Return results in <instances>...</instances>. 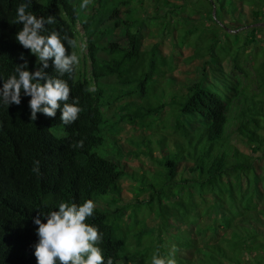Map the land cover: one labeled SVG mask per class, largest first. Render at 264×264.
<instances>
[{
	"label": "trees",
	"instance_id": "16d2710c",
	"mask_svg": "<svg viewBox=\"0 0 264 264\" xmlns=\"http://www.w3.org/2000/svg\"><path fill=\"white\" fill-rule=\"evenodd\" d=\"M75 1L32 0L29 10L55 17L47 31L77 41L80 23L86 35L90 77L78 66L71 79L63 77L69 100L78 97L83 109L77 120L65 125L57 110L55 117L37 113L30 121V97L23 95L19 105H0V264H36L32 217L62 200L85 199L95 202L89 222L103 232L101 247L114 264H150L154 251L166 255L173 248L177 264H264V48L253 52V76L246 81L211 65L229 58L232 70L244 71L239 48L259 40L264 0H151L154 14L145 16L138 15L142 3L136 6L134 0H92L89 14ZM19 2L0 0L4 79L22 63L20 53L30 70L35 63L15 40L22 27L12 23ZM121 5H126L123 12ZM194 31L211 32L190 38ZM241 34L244 42L238 46ZM166 37L193 51L186 63L201 60L197 76L170 96L155 88L160 78L171 80L176 69V53L160 48ZM46 71L55 75L51 62ZM107 76L115 77L118 93L105 98L100 80ZM132 94L140 101L126 100L118 118L105 117V106ZM165 111L172 112L165 134L152 132L155 141H146L143 132L153 122L145 118ZM121 121L140 130L128 137L124 151L105 127ZM233 134L247 150L233 143ZM80 140L83 147H76ZM110 140L117 145L115 157L106 154ZM125 155L145 161L125 166ZM34 160L40 162V175L31 171ZM124 197L128 203H122Z\"/></svg>",
	"mask_w": 264,
	"mask_h": 264
},
{
	"label": "clouds",
	"instance_id": "9594fccd",
	"mask_svg": "<svg viewBox=\"0 0 264 264\" xmlns=\"http://www.w3.org/2000/svg\"><path fill=\"white\" fill-rule=\"evenodd\" d=\"M89 2L81 0L80 9L86 8ZM31 4L32 0H20L12 23L22 25L15 33V40L35 56V63L30 70L22 52L19 55L22 63H16L13 73L7 79L0 76V105H19L21 96H27L30 97V121L37 119V113L55 117L59 110L60 121L65 125L71 124L83 109L78 97L73 96L69 100L70 86L63 77L67 74L71 79L80 63L76 52L66 49V45L75 48L77 41L61 35L56 29L47 31L45 25L54 24L55 17L36 15L29 10ZM50 62L55 75L46 71ZM75 146L83 147V141H77ZM31 171L40 175L38 160L33 161ZM95 207L92 199L79 204L62 200L47 213L38 211L32 217L37 236L33 245L36 264H114L111 256L105 257L101 247L103 232L89 222ZM150 264H177L174 248L166 255H161L157 249L151 255Z\"/></svg>",
	"mask_w": 264,
	"mask_h": 264
},
{
	"label": "rangeland",
	"instance_id": "374dc122",
	"mask_svg": "<svg viewBox=\"0 0 264 264\" xmlns=\"http://www.w3.org/2000/svg\"><path fill=\"white\" fill-rule=\"evenodd\" d=\"M78 8L80 9L79 5L81 3V0H76L75 1ZM142 3V6L139 8V16H145L146 14H154L155 11V7H154V3L151 0H134V4L136 6H140ZM121 11L123 12L126 9V5H121L120 7ZM80 11L83 14H89L92 11H94V7H93V3L92 0H90L89 4L87 5L86 8L84 9H80ZM199 19L196 20V22H198ZM199 21H203L204 20H199ZM210 23H208L207 21L205 22L204 27H207L208 29L211 27L209 25ZM77 28H78V39H77V46L73 49L74 52H76V54L80 57V63L78 65V68L83 71L85 70L90 77V63L87 57V48H86V35L80 25L77 24ZM155 26H153V31H155ZM146 31V30H145ZM182 32V31H181ZM211 31H194L193 34H189L188 36L190 38H196L195 36L197 35H207L208 33H210ZM178 33H180V31H178ZM256 37L259 38L258 41H256L253 44L250 45H244V48H239V66L242 65V68L244 69V71L240 70L239 68H234L232 70V62L230 61V59L228 58L227 60L224 61V65H216L215 63H212L211 65H213L215 68H221L224 69L225 72L228 74V76L231 79H239L241 81H246L248 79V77H252V69H251V64L253 63L252 60V56H253V52H261L262 48H264V30H260L256 33ZM154 37L150 34L149 36L147 35V40H152ZM244 36L241 34L237 37V41H236V45H242L244 42ZM243 46V45H242ZM160 48L166 52V54L171 55L173 52L176 53V56L173 58L174 59V63L176 65V69L174 70V73L169 74L170 77H172L171 80L166 81L165 77L160 78L159 82H155V88L157 89L158 93H161L163 95L166 96H170V93L172 91L175 90H179L180 87H182L184 84L188 83L192 78L196 77L198 72H197V64H199L201 62L200 59H194L192 61H189L190 63H186L184 60L187 59V57H189L192 54V50L190 48L187 47H182L179 48L178 44H172L171 40L169 38H164L162 40V42L160 43ZM211 58V57H210ZM245 73H247L248 75H245ZM102 85L104 84L103 87H105V98H107V96H109L108 94H115L118 93L116 92V80L114 76H107L104 77L102 80ZM157 92L154 91V94L151 96V99L153 102L157 101ZM126 100H130V101H135V102H139V95L138 94H132L130 96L127 97H123L120 98L118 101L113 102L111 104H108L107 106H105L103 108V112L104 115L107 119L112 120L114 118H118L119 115V110L118 107L120 104H122L124 101ZM150 100L148 101V105H150ZM172 112H168L165 111L162 113L161 116H157V115H149L148 117L145 118V122H153L151 123V127L146 129L143 133H144V138L146 141L149 142H153L155 141V136L154 135H150L152 132L156 133L157 131L160 132L161 134H165L166 132V124H167V120H171L172 115H170ZM111 123H113L111 121ZM112 134H115L116 140L118 141V143H120L122 145V149L121 150H125L126 147H130L129 142H128V137L130 136H135L137 133L140 132V130L136 131L132 126L125 124L124 122H119L117 127L114 128H110L109 123L106 124L105 126ZM158 132V133H159ZM152 136V139H151ZM134 138V144H136L138 142V138L137 137H133ZM151 139V140H150ZM231 139L233 141V143L240 145L244 150L248 149L247 144L245 143L244 140H242L241 137L236 136V135H231ZM154 147V146H153ZM105 148L107 150L106 154L108 156H113L115 157L118 153H117V145L114 144L113 141H108L105 144ZM97 152L103 154V150L102 148H98ZM123 160H126V164L125 166L128 165H136L135 163H138L137 160L139 161H145L144 157H139L138 159L135 156H132L131 158L128 159V157L125 155L123 156ZM262 163L264 164V155L262 156ZM130 198L128 197H124L122 199V203H128ZM151 224V222H150Z\"/></svg>",
	"mask_w": 264,
	"mask_h": 264
}]
</instances>
